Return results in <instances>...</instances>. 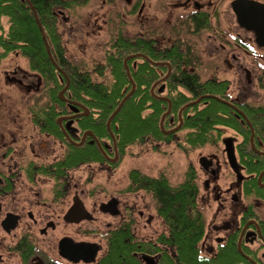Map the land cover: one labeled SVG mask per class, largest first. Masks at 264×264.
<instances>
[{"label": "flooded vegetation", "instance_id": "af4514ba", "mask_svg": "<svg viewBox=\"0 0 264 264\" xmlns=\"http://www.w3.org/2000/svg\"><path fill=\"white\" fill-rule=\"evenodd\" d=\"M140 1L131 11L143 9ZM247 1L264 6V0H182L175 6L158 0L154 6L159 9H152L155 15L161 11L160 22L146 18V26H205L202 32L211 27L216 33L203 52L191 49L197 61L181 71L200 78L201 73L212 75L205 80L214 88L207 96L225 104L226 122L214 126L201 147L187 142L192 130L167 134L178 123L174 117L166 122L169 141L185 131L190 150L210 147L209 153L189 162L176 183L164 173L153 176L146 170V176L132 171L146 178V188L132 174L120 191L101 186L97 172L113 176L121 154L114 138L103 139L96 130L85 128L86 121L98 120L99 115L64 96L63 105L50 97L41 109L55 111V118L38 115L31 104H26V112L35 115L9 116L17 110L21 114L23 101L35 100L39 75L34 82L23 78L21 71L0 72L8 82L3 86L17 89L22 102L0 98V264H106L110 259L116 264L117 248H123L121 256L129 255L140 264H264V27H259L258 35L239 22L234 7ZM150 3L146 0V10ZM144 38L164 56L176 46L173 42L160 48L155 39ZM164 56L153 62L164 64L157 68L167 79L178 66ZM230 73L237 78H230ZM222 85V94H216L215 88ZM161 95L167 97L166 92ZM86 167L94 173L77 175ZM189 181L197 191L194 205L183 214L189 218L185 229L193 230L192 252L182 242V214L167 210L160 185L176 189ZM87 185L92 187L87 190ZM138 203L146 204V210Z\"/></svg>", "mask_w": 264, "mask_h": 264}, {"label": "trees", "instance_id": "16d2710c", "mask_svg": "<svg viewBox=\"0 0 264 264\" xmlns=\"http://www.w3.org/2000/svg\"><path fill=\"white\" fill-rule=\"evenodd\" d=\"M89 1L0 0V63L10 54H21L28 61L31 71L38 73L39 78L45 84L49 98L51 95L54 102L61 105L63 103L58 95L62 89L66 88L67 78H69V87L64 96L84 104L92 113L99 115L98 120L86 121L85 128L96 130L102 138L113 139L111 135L113 133L120 151L148 137L157 140L170 138L161 129V121L166 114L163 120L165 130L168 128L166 122L174 117L178 123L174 129L182 124L179 131L192 130L186 139L190 145L204 146L209 140V131L213 130L214 126L225 125L224 114L227 107L225 104L210 100L207 97L214 89L211 81L203 82L198 75L181 71L182 66L194 65L197 61V58L193 57L191 48L183 51L182 43L179 42L172 51L164 56L165 54H160L144 40H138L139 42L133 44L131 41L117 37L116 42L114 41L113 51L109 52L107 56V66L96 67V71L101 75L104 74L107 68H110L113 81L108 85L94 82L89 72L83 71L79 66L72 63L62 45L61 15L57 8L63 7L68 10L75 8L77 10L78 6L85 5ZM32 5L36 10L35 12ZM3 19L8 20V26L4 25ZM186 27L191 30V33L195 34L201 33L206 28L205 26L191 28V25ZM46 40L51 55L48 52ZM142 55L148 57L151 61L161 60L160 56H164V59L171 60L174 66H178V70L163 81L165 75H160L161 70L157 68L160 66L150 63ZM126 60L130 77L136 89L112 120L111 130H109L107 123L110 117L118 109L124 98L133 90V84L125 66ZM57 66L67 76H64L63 71L60 72ZM59 74L63 77V83ZM157 82L159 84L152 92V88ZM165 83L167 86H165ZM162 85L164 86L163 91L160 92L159 89ZM180 88L186 92L184 90L179 91ZM223 90L224 86L220 89L215 88V93L222 94ZM165 92L167 97L161 95ZM162 98L169 99L170 104ZM198 100L197 104L183 110L181 115L185 118L184 122H181L177 118L178 114L181 117L180 112L182 109ZM210 101H212L213 106L210 103L207 105V102ZM39 113L40 116L45 114L54 118L56 116L55 111L48 113L39 110ZM94 123H96V127H94ZM234 123L238 126L236 122ZM132 175L136 181H139L141 187L146 188V178H142L136 172H133ZM152 184L156 185L158 183L152 182ZM160 185L167 210L174 212L179 210L182 214L184 227L182 242L185 244L187 251L192 252L194 250L193 230L191 228L185 229L189 218L183 214L184 212L188 213L190 206L194 205L193 200L197 191L194 190V186L190 181L176 189L170 187L167 183L165 186ZM160 185H157V187ZM175 193L180 197L179 201L176 199ZM198 232V237H200L202 234L200 228ZM117 249L116 264H127L126 258L130 264H140L129 255L121 256L123 248L121 250ZM113 261L116 260L110 259L106 264H111Z\"/></svg>", "mask_w": 264, "mask_h": 264}, {"label": "rangeland", "instance_id": "374dc122", "mask_svg": "<svg viewBox=\"0 0 264 264\" xmlns=\"http://www.w3.org/2000/svg\"><path fill=\"white\" fill-rule=\"evenodd\" d=\"M136 1L137 0H130L128 2L125 0H90L87 4L78 6L77 10L75 8H70L67 11L60 10V14H63L61 15L60 23L62 45L64 49H66V54L73 64L79 66L83 71L89 72L94 82L108 85L113 81L110 68H107L104 74L101 75L96 71V67L107 66V56L109 52L113 51V46L117 37L136 44L139 42L138 40L145 39L144 37L146 36V40L150 38L158 41L160 43V45H158L160 48H164V46L169 47L173 42H176V45L181 42L185 50L191 48L194 49L192 50L193 52L196 50L198 52H203L204 48L208 47L209 42H211L209 37L216 34L212 32L211 27L205 32L195 34L191 33V30L187 29L188 27L186 26L173 27L157 24L146 26V18L148 16H153L156 22H160V18L162 17L161 11H158V15H155V10L152 9H159L158 6H154L158 3V0H151L150 5L152 4V7L150 11L146 10V0L140 1H143L142 10L139 9L136 12L135 10L131 11V6L134 2L136 3ZM170 2L175 6L178 2L180 4L182 0H170ZM32 7L35 10L33 5ZM162 12L165 11L162 10ZM7 21V19H3L5 26H8ZM191 28H193V26H191ZM213 29H217V27L213 26ZM219 29L221 28L219 27ZM165 31L167 34H164ZM188 44L189 46L186 47ZM20 71L22 72L23 78H28L31 81L37 82L35 79V74L37 73L31 71L28 61L21 54H10L0 63L1 74L4 72L19 74ZM208 76L210 77L212 75L201 73L203 81H205ZM229 77L237 78V76L232 73L229 74ZM60 78L62 79L63 77L60 76ZM38 79V83L40 84L39 91L36 92L37 96L34 98L35 100L31 102L23 101L21 114H19L18 110L15 108L17 112L8 113L9 116L18 114L20 117H31L35 115V113L40 115L39 110L47 107L46 103H50V99H48L49 93L46 88L43 89V86H45V84H42L43 81H41L39 77ZM61 81L63 83V79ZM0 83H2L0 85V98L6 100L7 98L5 97H9L10 102L13 104L16 102L22 103L17 89L3 86L8 82L2 75L0 76ZM1 87L3 89H1ZM20 92L22 94L23 91L20 90ZM33 102H35L36 106ZM26 104L33 105V107H36L37 111H35V113L26 112ZM21 120L23 121V119ZM25 120H27V118H25L24 121ZM184 134L185 131L179 133L177 135L178 138L176 137L174 141L173 139L169 141V139L157 140L148 137L143 141L126 147L123 151L119 150L121 160L117 167L118 171L115 172L113 176H109L107 172H97L95 179L101 183V186L107 188L113 186L120 191L126 188L130 183L132 171H139L141 175L146 176V170H151L153 176L164 173L168 176V179L176 183V180H180L179 175L185 172L191 160L195 161L201 154H207L210 151L209 146L198 148L196 151L194 149L190 150L185 144ZM103 139H107V137ZM81 172H84L85 176H87L88 174L92 175L94 170L86 167L81 169L77 175ZM91 187L92 186L87 185L86 189L88 190ZM142 193L145 194L144 192ZM102 196L105 197V192ZM138 208L146 210V204L138 203Z\"/></svg>", "mask_w": 264, "mask_h": 264}, {"label": "water", "instance_id": "95a60500", "mask_svg": "<svg viewBox=\"0 0 264 264\" xmlns=\"http://www.w3.org/2000/svg\"><path fill=\"white\" fill-rule=\"evenodd\" d=\"M248 2V1H247ZM242 4H245V3H241V4H237V5H235V7H234V11L236 12V14H237V16H238V20H239V22L243 25V26H245L246 28H248V29H250V30H255L256 31V33H258V35H259V27H264V16L262 17V15H264V6H262V5H260V4H258V3H254V2H248V3H246V5H244L243 7H242ZM33 11L35 12V10L33 9ZM259 13H260V15H261V18H259ZM258 30V31H257ZM46 42V45H47V49H48V52H49V54L51 55V53H50V48H49V46H48V43H47V40L45 41ZM143 56V55H142ZM135 57V56H134ZM145 59H147L150 63H152V64H155V65H157V66H162V65H164V64H162V63H154L153 61H151L148 57H146V56H143ZM125 66H126V70H127V72H128V74H129V77H130V72H129V69H128V66H127V60L125 61ZM57 68L60 70V72H62V70H61V68H59L58 66H57ZM63 73V72H62ZM65 76H67V75H65ZM67 80H68V84H67V86H66V88H64V90H62V92L60 93V95H59V98L60 99H62V100H64L65 98H64V93H65V91L68 89V87H69V83H70V80H69V78H67ZM130 80H131V82H132V84H133V90L124 98V100L122 101V103L120 104V106L118 107V109L114 112V114L110 117V119H109V121H108V123H107V126H108V129L109 130H111L110 129V125H111V122H112V120L114 119V117L118 114V112L120 111V109L122 108V106L124 105V103L133 95V93H134V91H135V84L133 83V81H132V79H131V77H130ZM165 80V78L163 79V81ZM159 84V82H157L154 86H153V88H152V92L154 91V88L157 86ZM163 87L164 86H162L160 89H159V91L160 92H162L163 91ZM207 97H210V96H207ZM162 99H165V100H167L168 102H169V104H170V100L169 99H166V98H162ZM200 100V99H199ZM199 100L198 101H196V102H193V103H190V104H188V105H186L183 109H182V111L180 112V115H181V113L183 112V110H185L186 108H188V107H190V106H193V105H195V104H197L198 102H199ZM86 110H88V109H86ZM169 113V112H168ZM167 115V114H166ZM166 115H164L163 116V118H162V121H161V129H162V131L163 132H166L165 131V129H164V125H163V120H164V118H165V116ZM181 122H182V119H181ZM181 125L182 124H180V126H178L176 129H174V130H172V131H170V132H166L167 134H170V133H173V132H176V131H178L179 129H180V127H181ZM111 132V131H110ZM111 135H112V137L114 138V135H113V133H111ZM114 140H116L115 138H114ZM203 160H205V159H203Z\"/></svg>", "mask_w": 264, "mask_h": 264}]
</instances>
